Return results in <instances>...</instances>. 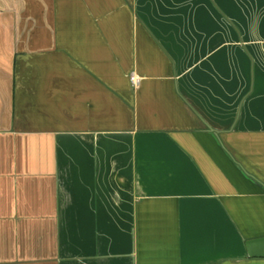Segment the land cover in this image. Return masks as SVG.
Listing matches in <instances>:
<instances>
[{
	"label": "crops",
	"instance_id": "1",
	"mask_svg": "<svg viewBox=\"0 0 264 264\" xmlns=\"http://www.w3.org/2000/svg\"><path fill=\"white\" fill-rule=\"evenodd\" d=\"M260 237L264 0H0V264H264Z\"/></svg>",
	"mask_w": 264,
	"mask_h": 264
},
{
	"label": "water",
	"instance_id": "2",
	"mask_svg": "<svg viewBox=\"0 0 264 264\" xmlns=\"http://www.w3.org/2000/svg\"><path fill=\"white\" fill-rule=\"evenodd\" d=\"M245 247L249 258L264 259V237L248 240Z\"/></svg>",
	"mask_w": 264,
	"mask_h": 264
},
{
	"label": "built area",
	"instance_id": "3",
	"mask_svg": "<svg viewBox=\"0 0 264 264\" xmlns=\"http://www.w3.org/2000/svg\"><path fill=\"white\" fill-rule=\"evenodd\" d=\"M129 81H130L132 86H137L140 82V79L138 77H136L135 75H130Z\"/></svg>",
	"mask_w": 264,
	"mask_h": 264
}]
</instances>
